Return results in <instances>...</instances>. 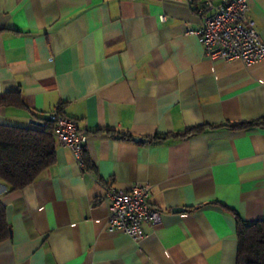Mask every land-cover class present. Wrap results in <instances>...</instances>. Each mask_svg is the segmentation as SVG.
<instances>
[{
    "label": "crops",
    "instance_id": "0c3cea01",
    "mask_svg": "<svg viewBox=\"0 0 264 264\" xmlns=\"http://www.w3.org/2000/svg\"><path fill=\"white\" fill-rule=\"evenodd\" d=\"M203 1L0 0V96L23 103L0 124L58 108L87 132L86 169L55 142L29 184L0 178V264H236L237 219L264 220V57L206 56ZM247 3L264 41V0ZM135 182L160 214L137 239L107 228L106 189Z\"/></svg>",
    "mask_w": 264,
    "mask_h": 264
},
{
    "label": "built area",
    "instance_id": "2783aa9c",
    "mask_svg": "<svg viewBox=\"0 0 264 264\" xmlns=\"http://www.w3.org/2000/svg\"><path fill=\"white\" fill-rule=\"evenodd\" d=\"M192 4L196 0H185ZM247 0H220L217 4L206 0L196 6L195 12L201 24L194 30L209 58H239L244 64L264 57V41L247 16ZM53 133L56 142L71 150L83 168V147L87 138L86 128L65 115L52 111ZM149 184L132 183L129 188L108 187L109 199L107 228L124 232L134 239L141 235L143 222L156 224L160 221L159 211L150 206L147 196Z\"/></svg>",
    "mask_w": 264,
    "mask_h": 264
},
{
    "label": "trees",
    "instance_id": "16d2710c",
    "mask_svg": "<svg viewBox=\"0 0 264 264\" xmlns=\"http://www.w3.org/2000/svg\"><path fill=\"white\" fill-rule=\"evenodd\" d=\"M0 104L23 105L18 91L0 96ZM53 111L63 115L58 108ZM38 119L39 124L29 126L0 124V178L4 180L8 189H17L29 184L54 161L56 146L53 133L54 120L48 115ZM254 123L255 120L249 119L229 125L242 128ZM201 128L202 125H192L179 135L199 131ZM165 135L167 134L158 137ZM120 136L130 137L127 133H122ZM86 167L84 157L83 169ZM7 233L3 209L0 208V239ZM236 234L238 239L236 264H264V220L237 219Z\"/></svg>",
    "mask_w": 264,
    "mask_h": 264
},
{
    "label": "water",
    "instance_id": "95a60500",
    "mask_svg": "<svg viewBox=\"0 0 264 264\" xmlns=\"http://www.w3.org/2000/svg\"><path fill=\"white\" fill-rule=\"evenodd\" d=\"M31 122L32 123H37V124L40 123L39 120H34V119H32ZM132 138H133V140H136V141H143V140H145V138H142V137H139V136H133Z\"/></svg>",
    "mask_w": 264,
    "mask_h": 264
}]
</instances>
